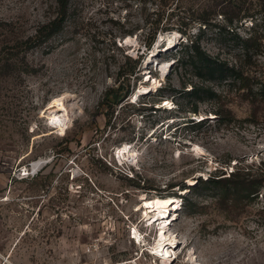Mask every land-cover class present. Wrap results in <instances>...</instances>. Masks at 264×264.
Instances as JSON below:
<instances>
[{
	"label": "rangeland",
	"instance_id": "1",
	"mask_svg": "<svg viewBox=\"0 0 264 264\" xmlns=\"http://www.w3.org/2000/svg\"><path fill=\"white\" fill-rule=\"evenodd\" d=\"M68 2L46 37L54 0H0V264H264V0H178L149 50L151 0ZM204 5L208 23L190 21ZM189 39L251 92L196 78ZM116 87L129 93L112 103ZM235 164L259 184L253 199L227 207L193 188ZM156 197L175 198L169 260L154 250L163 217L143 214Z\"/></svg>",
	"mask_w": 264,
	"mask_h": 264
},
{
	"label": "trees",
	"instance_id": "2",
	"mask_svg": "<svg viewBox=\"0 0 264 264\" xmlns=\"http://www.w3.org/2000/svg\"><path fill=\"white\" fill-rule=\"evenodd\" d=\"M178 0H151L154 10V20L149 23V28L145 32L144 48L149 50L156 38L159 30L164 31V28H160L161 20L165 17L168 9H171ZM57 7V15L49 19L43 26L47 30L46 37H49L59 32L67 19L68 14V0H54ZM147 6V5H146ZM191 7V6H190ZM192 8V7H191ZM193 14L190 17V21L198 22L201 25L208 23L209 15L207 8L204 6L193 8ZM246 16H242L244 18ZM150 18H147V21ZM125 34H133V30L125 32ZM249 40L242 41V47L247 48ZM244 48H242L244 50ZM183 60L188 62L193 71V75L198 79H204L205 81H224L226 79L233 78L237 81L242 90L246 94L251 92L252 80L250 77L243 75V73L235 68L234 65L228 64L226 61H221L218 57H214L203 50L197 40L189 39V43L183 46ZM180 59V58H179ZM177 59L176 62H179ZM139 65L138 60H134V67L130 71L124 73L126 78L134 77L136 68ZM191 94L196 95L198 87L195 84H190ZM126 92H121L119 87L113 88L106 93V98L112 100V103L122 102L128 95ZM261 97L264 100V86L260 91ZM196 110H193L195 113ZM235 168L224 177L209 175L205 180L198 178L193 186L197 189L200 185L207 186L210 189L219 191V200L222 201L227 207H232L243 200H251L259 193V184L255 182L251 172L247 168H242L240 165ZM222 171V170H220ZM224 173H222L223 175ZM175 187V186H172ZM182 190H185V186H181Z\"/></svg>",
	"mask_w": 264,
	"mask_h": 264
},
{
	"label": "bare ground",
	"instance_id": "3",
	"mask_svg": "<svg viewBox=\"0 0 264 264\" xmlns=\"http://www.w3.org/2000/svg\"><path fill=\"white\" fill-rule=\"evenodd\" d=\"M159 37H161V36L159 35ZM170 41H172V40H170ZM142 90L145 92L147 90V87H143ZM49 108H50V111H51L52 114L55 113V111L61 110L62 112H64V115H63L64 118H66L67 115H68L67 112H66V108L64 107V103L60 99H55L50 104ZM55 119H57L56 116H55ZM66 120L67 119H65V121ZM44 163H45L44 161H38V162L33 163L32 170L34 171L36 169H39L40 167L43 166ZM192 182H194V181H189L188 185L194 184ZM172 199H175V198L167 197V198L162 199V198H157L156 197L154 200L151 201V203H149V206L146 207V209H145V211L143 213V214H145L146 217L151 212H153L152 215H155L154 213H157L159 216H162L163 219H158V220L155 219L154 224L158 223V225H160L161 223H163V226H166V225L168 226L167 231H165V227H163V226L161 227V229H160L161 238L158 240V242L156 244V247L154 249L155 251H157V253L160 251V253L162 255L164 254L163 259H165V260H169L170 259V257H171V255H170L171 254V249H173V246L175 245L174 244L175 243L174 239L172 240L171 237H166L167 234H169L168 233L169 232V227H170L169 225H171V223H169V222H171V220H172V217H171L172 210H174L176 208V205H175V203H174V201ZM145 202H146V200H145ZM173 213H176V211L174 210ZM149 218H152V217H149Z\"/></svg>",
	"mask_w": 264,
	"mask_h": 264
}]
</instances>
